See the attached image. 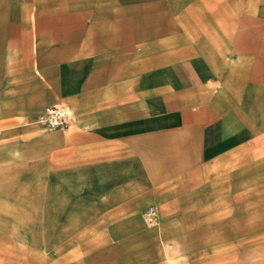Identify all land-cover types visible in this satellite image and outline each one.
<instances>
[{
	"label": "crops",
	"instance_id": "1",
	"mask_svg": "<svg viewBox=\"0 0 264 264\" xmlns=\"http://www.w3.org/2000/svg\"><path fill=\"white\" fill-rule=\"evenodd\" d=\"M52 105L75 123L34 141L64 142L51 189L100 192L68 201L83 217L138 221L142 241L98 264H165L149 206L181 264H264V202H249L252 175L264 190V0H0V127Z\"/></svg>",
	"mask_w": 264,
	"mask_h": 264
},
{
	"label": "rangeland",
	"instance_id": "2",
	"mask_svg": "<svg viewBox=\"0 0 264 264\" xmlns=\"http://www.w3.org/2000/svg\"><path fill=\"white\" fill-rule=\"evenodd\" d=\"M230 55L233 53L230 52L224 57L225 61L219 63L218 82L225 94L230 90L226 80ZM25 122L19 127H0V264H98L99 254H121L120 251L104 250L108 244L142 241L137 237L141 232L135 217H83L89 213L77 210L74 202H68L78 200L83 194L93 196L91 202L98 201L100 192L51 189V147L58 141L60 146L64 142L57 139L43 142L42 152L39 149L37 153L33 144L41 137L45 140L46 136H63L67 132L49 131L35 123ZM255 177L252 175L249 202H264V190L260 197L258 184L253 182ZM251 206L258 222L259 205ZM186 223L192 227L211 226L210 219L186 220ZM156 225L158 227L152 230L155 240L147 242L165 245V264H181L180 254L185 252L173 250V236L166 238L162 234L159 218ZM186 237L187 243L211 241L209 231Z\"/></svg>",
	"mask_w": 264,
	"mask_h": 264
},
{
	"label": "built area",
	"instance_id": "3",
	"mask_svg": "<svg viewBox=\"0 0 264 264\" xmlns=\"http://www.w3.org/2000/svg\"><path fill=\"white\" fill-rule=\"evenodd\" d=\"M40 127L53 131H66L74 126L75 116L72 110L63 105L47 106L33 121ZM141 219L147 226H155L158 222V211L149 206L141 212Z\"/></svg>",
	"mask_w": 264,
	"mask_h": 264
}]
</instances>
